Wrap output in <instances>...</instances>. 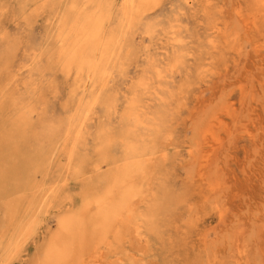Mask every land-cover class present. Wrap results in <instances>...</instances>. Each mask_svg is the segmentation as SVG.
I'll list each match as a JSON object with an SVG mask.
<instances>
[{"label": "rangeland", "instance_id": "1", "mask_svg": "<svg viewBox=\"0 0 264 264\" xmlns=\"http://www.w3.org/2000/svg\"><path fill=\"white\" fill-rule=\"evenodd\" d=\"M72 218L57 264H264V0H0V264Z\"/></svg>", "mask_w": 264, "mask_h": 264}, {"label": "bare ground", "instance_id": "2", "mask_svg": "<svg viewBox=\"0 0 264 264\" xmlns=\"http://www.w3.org/2000/svg\"><path fill=\"white\" fill-rule=\"evenodd\" d=\"M151 1H154V0H151ZM106 224H107V220L104 219L101 222L100 227L105 228ZM61 225H62V230L66 231V235H63V234L61 235V233L58 232L56 238H54V240L49 245L48 247L49 251L47 253L48 262L45 261L47 262V264L59 263L64 253L70 252L73 246L75 245L76 241H79V240L81 241L82 239H84L83 237L87 235L86 233L87 227L84 221H82V219H79V220H74L73 218L72 220L67 219L65 220V224H61Z\"/></svg>", "mask_w": 264, "mask_h": 264}]
</instances>
